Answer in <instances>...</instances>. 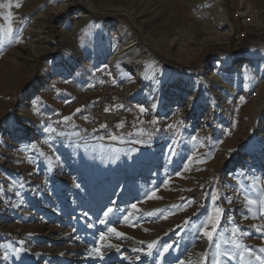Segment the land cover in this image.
<instances>
[{
    "label": "rangeland",
    "instance_id": "1",
    "mask_svg": "<svg viewBox=\"0 0 264 264\" xmlns=\"http://www.w3.org/2000/svg\"><path fill=\"white\" fill-rule=\"evenodd\" d=\"M77 1L48 21L45 13L24 15L20 0H0L22 6L0 7V25L11 11L14 29L11 38L0 41V264H200L202 258L204 264H259L255 256H264L259 204L264 84L258 81L264 76V0H221L229 33L208 0L210 20H201L216 34L202 31L190 11L197 0H104L141 13L152 5L161 20L148 29L125 14L95 15L89 33L75 42L106 50L105 58L96 66L79 62L70 75L54 70L47 76V61L57 65L67 54L64 31L76 27V16L85 11ZM60 4L66 2L54 5ZM172 23L181 40L175 45H169L175 35L167 31ZM100 26L107 30L100 32ZM221 34L224 41L203 43ZM108 43L116 45L123 68L109 61ZM127 44L134 46L119 53ZM41 47L52 50L41 54ZM137 50H144L142 61H136L142 57H136ZM96 76L115 84L105 86L119 90L116 106L127 102L128 113L90 128L81 116L97 96L92 85L79 90L87 80L94 84ZM230 80L240 88L227 117L221 95ZM258 98L262 104L251 116ZM94 110L95 103L90 120ZM66 116L71 120L64 122ZM219 116L224 122L213 127L212 117ZM49 127L54 131H46ZM153 194L158 198L149 199ZM245 195L257 203L248 205ZM132 204L140 211L129 216ZM214 207L223 213L210 243L203 225ZM233 227L240 230L235 235ZM110 228L124 235L117 237Z\"/></svg>",
    "mask_w": 264,
    "mask_h": 264
},
{
    "label": "bare ground",
    "instance_id": "2",
    "mask_svg": "<svg viewBox=\"0 0 264 264\" xmlns=\"http://www.w3.org/2000/svg\"><path fill=\"white\" fill-rule=\"evenodd\" d=\"M20 1L22 3H24L23 8L21 10L24 15L30 16V15L35 14L37 12H39L41 14L45 13V17L48 19V21H51L55 16H58L63 11L65 6H68V5L71 4L70 3L71 0H64V2H66V4H60L58 6L54 5L55 2L58 1V0H20ZM72 1L78 2L77 0H72ZM207 1L208 0H197L195 2V4L192 5L190 11L193 12V16H195L197 22H199L200 27L203 26L202 27V31L206 32V34H211V33H215L216 34V33H218V31H215L211 26H208V24H210V23L205 22V20L207 18L205 17V15H206L205 12L206 11H205L204 7H205ZM81 2L83 4L82 7H83V9L85 11L83 13L79 14L78 16H76L78 18V21H76V27H73V28L69 27L67 30L64 31L65 41H66V39H68V41H69V43L67 45V48H66L67 49V51H66L67 54H65L66 56L64 55L62 57V59L57 63V65L55 63H51L50 60L47 61L46 67L43 69V73L46 74L47 76L53 75L54 70H60L62 74L70 75L72 73L74 67L76 66V64L79 63V62L81 64L90 63V64H93V65L96 66V65L99 64L100 61H102L105 58V54L104 53H105L106 50L98 51L97 49H99V48H97V47L91 49L88 46L84 45L83 43H80V42L76 43L75 42V40H76L75 37L76 36H78V35L80 36L81 33L83 34V32H88L89 33V25H91L90 22L92 21V18L95 15H98V14H100V15H102V14H112V15L113 14H125L126 16L129 17L131 22H133V24H135L136 26H138L137 25V21H140L143 24V26L145 28H148V29L152 28L153 26L157 27L158 26L157 22L161 20V16L158 17V14H156V11H155L154 7H152V5H148V4H146V8L143 7L145 9V10L143 9L144 13L143 12L141 13V11L138 10V9L137 10H133V11L125 10L126 8L125 9L124 8L121 9L120 6H115L113 1L106 2L104 0H82ZM211 8L213 9L211 11H213L214 14L217 15L216 17H219V19H221V22H224L223 25H227L228 26V30L227 31L229 33L230 30H231V25L229 24V22H228V20L226 18L225 8L222 5V1L221 0H211L210 5H209V9H211ZM202 16H204L206 18L204 21L201 20ZM243 16L247 17L248 20H250V21L256 20L255 17H252L251 14L246 12V11H244ZM38 18H39V15H38ZM202 19H204V18H202ZM28 20L29 19L27 18V21ZM208 20H210V19H207V21ZM93 26L94 25L92 24V27ZM106 27L100 26V28H99L100 32L104 33L105 30H107V29H105ZM167 28H168L167 29L168 32H171L172 34L175 35L174 37H172L169 40V45L170 44L175 45V44L178 43L177 41L181 42L179 37L176 36V34L179 33L178 26L176 24L172 23V24L168 25ZM90 32L91 33H95V32H92V31H90ZM202 33L203 32H201V34ZM209 36H207L206 39H204L203 43H205L206 41L222 42L226 38V35L222 36V34L219 35V36H217V35H214L212 37H209ZM72 42L74 43L73 45H72ZM96 42H98V41H96ZM203 43H200L199 49H201V47L204 45ZM132 46H134V45H132ZM132 46L127 44V46L123 47L120 50L119 53L124 52V51H129L130 50L129 48H131ZM102 48L107 49L106 46L102 47ZM115 48H116V45L109 44L107 52H106L108 54H106V56L108 57L109 61L112 63V65L114 67L118 66L120 68H123V67H121V63H119L118 53H115ZM89 49H91V50H89ZM51 50H52L51 47H46V48L41 47L39 49L41 54H44V53H46L48 51H51ZM137 52H139V50H137ZM143 53H144V50H142L141 52H139L138 55H136V57L139 56V55H140L139 57L142 56L141 58L137 59L136 61H142L143 60V58L145 56V55H143ZM184 59L186 61H188V59H191V57L190 56H186ZM31 69L33 70V67H31ZM43 73H42L41 77H43V79H44ZM260 76L259 77L261 79L258 80V81L260 83L264 84V81H262V78L264 76L262 74ZM89 83H91V81H86L85 86H82L79 91L81 92V91L87 89L88 87H91V85L94 86V88H99L100 87V82L98 83V85L96 83H94V84H89ZM228 83H230V84H228L229 85V90L224 88L223 89L224 91L222 92V95H221L224 98V101H223L224 106L222 107V112L223 113L222 112L221 113L223 115L227 114V117H230V114H229V109H230L229 103H231V100L234 97L236 91L240 88V85L237 84V83H239L237 80L236 81L230 80ZM244 85L246 86L247 83L245 82ZM103 88H107L108 90H113V89L107 87V85L105 86V82H103ZM113 91H116L118 96L121 97V94L119 93V90H113ZM252 91H255L253 93L255 95V97H259V90H255L253 88ZM259 100L260 99L258 98L257 101L255 102L253 110L250 113L251 116H254L257 113V109L260 108V105L262 104V101L259 102ZM120 101L121 100L119 99V102ZM116 105H118V103H115V106ZM159 105L162 106V104H159ZM169 112H170V110H168V109L163 110V113L165 115H167ZM188 115L190 116V114L186 113L184 115V117L186 118V117H188ZM212 120H211V123L215 125L213 127H217V126L219 127L224 122V116H222V117L219 116L217 118L212 117ZM215 123H217V124H215ZM141 229L143 231V227H141Z\"/></svg>",
    "mask_w": 264,
    "mask_h": 264
},
{
    "label": "snow or ice",
    "instance_id": "3",
    "mask_svg": "<svg viewBox=\"0 0 264 264\" xmlns=\"http://www.w3.org/2000/svg\"><path fill=\"white\" fill-rule=\"evenodd\" d=\"M13 6L19 8L21 6V4L20 3H16L15 5H13L11 2L5 3V4H0V7L8 8V9H11ZM3 19L5 20L6 23L3 24V25H0V41H2L4 38H11V36H12V34L14 32V29H13V26H12L13 16H12L11 11H9L8 14L3 17ZM17 42H19V41H17ZM241 99H243V98H241ZM140 110H141V112L144 111L143 108H141ZM77 111H80V109H77ZM70 120H71V116H66V117L63 118L64 122H68ZM152 123H156V121L153 120ZM101 127H106V125H101ZM117 127H123V123L117 125ZM175 127H176L175 125H169V128H175ZM46 131H54V129L49 127L48 129H46ZM112 138L115 139L116 137H112ZM201 162H204V161H201ZM152 198H158V197H155L154 194H153L152 196H149V199H152ZM212 199L215 201L217 199V197L215 195H213ZM244 199H245V201H246V203L248 205H253V204L257 203V201L251 199L248 195H245ZM229 202H231L230 199H229ZM259 204L261 205V208H264V195L261 196V199L259 200ZM131 208L133 209V212H130L129 216H132L134 214V212H139L140 211V209L138 208L137 204H132ZM111 212H112V209L109 208L104 213V215L108 216ZM222 213H223V209L222 208L214 207L213 211H212V214H210L208 216L206 223L203 225V235L208 239V241L210 243H214V237H215V234L217 232V227H218L220 216H221ZM149 214H152V213H149ZM127 219H128V216L125 217V220H127ZM186 223H187V221H186ZM209 225L211 226V230H209ZM109 231L115 233V235L117 237H120V236L124 235V233L117 232L114 228H110ZM231 231L235 235V233H237L240 230L237 227H233ZM100 239L101 240H105L106 237L104 235H101ZM233 243H235V242L233 241ZM154 244H155V242L150 243L148 245L149 249H151L154 246ZM108 246L109 247H115L114 245H108ZM215 246H216V248L218 250L220 249V244L219 243H216ZM169 247H171V245L165 246L164 247V252H167ZM236 247H241V245L236 244ZM93 251L95 253H97V254H101L102 255V253H100V249H94ZM260 251L264 252V248H261ZM248 254L252 255L250 250L248 251ZM223 255L227 256V255H229V253L224 252ZM5 258H7V257L5 256ZM241 258L243 259V256ZM255 259L257 261H259V264H264V256L257 255V256H255ZM180 264H185V262L184 261H180ZM188 264H191V261H189ZM200 264H204L203 258L201 259Z\"/></svg>",
    "mask_w": 264,
    "mask_h": 264
},
{
    "label": "built area",
    "instance_id": "4",
    "mask_svg": "<svg viewBox=\"0 0 264 264\" xmlns=\"http://www.w3.org/2000/svg\"><path fill=\"white\" fill-rule=\"evenodd\" d=\"M92 93L97 96L98 100L95 102V110L92 112L90 128L101 123H112L118 117L126 114L125 111L112 110L115 103H119V96L116 91L103 88V82H100L99 88H92Z\"/></svg>",
    "mask_w": 264,
    "mask_h": 264
},
{
    "label": "crops",
    "instance_id": "5",
    "mask_svg": "<svg viewBox=\"0 0 264 264\" xmlns=\"http://www.w3.org/2000/svg\"><path fill=\"white\" fill-rule=\"evenodd\" d=\"M97 79H104L107 83H110V84H113V83H111V81L106 77V76H96L95 78H94V80H93V82L95 81V80H97ZM87 80V79H86ZM85 80V81H86ZM84 81V82H85ZM87 81H91V80H87ZM83 82V83H84ZM90 100V99H89ZM89 100H87V101H89ZM98 100V98L96 97V100H95V98H91V100L89 101L90 102V104H88L87 105V107H86V109H85V111L83 112V114H82V120H81V122H86V121H88L89 119H90V117H91V109H92V107H93V105H94V103L96 102ZM120 108H124L122 105L121 106H117V107H115L114 109H112V110H114V111H117V110H119ZM126 108V110H127V107H125ZM128 113V112H127ZM127 115V114H126ZM125 115V116H126ZM125 116H121V117H118V119L119 118H123V117H125Z\"/></svg>",
    "mask_w": 264,
    "mask_h": 264
}]
</instances>
